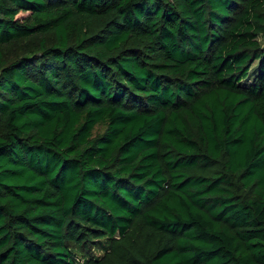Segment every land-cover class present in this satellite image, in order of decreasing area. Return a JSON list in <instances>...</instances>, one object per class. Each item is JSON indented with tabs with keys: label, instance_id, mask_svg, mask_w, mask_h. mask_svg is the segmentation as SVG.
I'll list each match as a JSON object with an SVG mask.
<instances>
[{
	"label": "trees",
	"instance_id": "1",
	"mask_svg": "<svg viewBox=\"0 0 264 264\" xmlns=\"http://www.w3.org/2000/svg\"><path fill=\"white\" fill-rule=\"evenodd\" d=\"M0 264H264V0H0Z\"/></svg>",
	"mask_w": 264,
	"mask_h": 264
},
{
	"label": "rangeland",
	"instance_id": "2",
	"mask_svg": "<svg viewBox=\"0 0 264 264\" xmlns=\"http://www.w3.org/2000/svg\"><path fill=\"white\" fill-rule=\"evenodd\" d=\"M10 53H11L12 56H14V53H13V52H10ZM256 67H257V66H255L253 69L255 70ZM252 79H253V76L251 77V80H250V81H252ZM100 255H101V254H100ZM96 256H99V254H97Z\"/></svg>",
	"mask_w": 264,
	"mask_h": 264
}]
</instances>
